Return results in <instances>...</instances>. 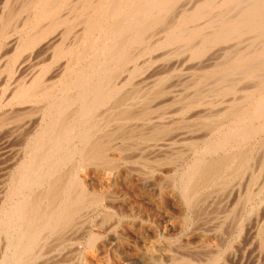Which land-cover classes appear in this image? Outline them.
Instances as JSON below:
<instances>
[{
  "label": "bare ground",
  "instance_id": "bare-ground-1",
  "mask_svg": "<svg viewBox=\"0 0 264 264\" xmlns=\"http://www.w3.org/2000/svg\"><path fill=\"white\" fill-rule=\"evenodd\" d=\"M0 162V264H264V0H0Z\"/></svg>",
  "mask_w": 264,
  "mask_h": 264
},
{
  "label": "rangeland",
  "instance_id": "rangeland-1",
  "mask_svg": "<svg viewBox=\"0 0 264 264\" xmlns=\"http://www.w3.org/2000/svg\"><path fill=\"white\" fill-rule=\"evenodd\" d=\"M1 163V162H0ZM264 224H263V226H262V228H261V232H260V238L263 240V244H264ZM247 231L245 230L244 231V240L246 241L247 240V236H248V232L246 233ZM246 242H248L249 243V241H246ZM249 245H251V244H249ZM248 245V246H249ZM253 245V244H252ZM251 245V246H252ZM250 246V248H253V249H249V251L248 250H246L245 251V255L244 256H242V255H237V257L236 258H232V259H230V261H229V264H249V262H250V264H256V258H254L255 257V255H254V252L253 251H255L254 250V248H255V245H253L252 247ZM235 247H238V246H235ZM249 248V247H248ZM249 252H252V253H249ZM249 255V256H248ZM240 257H242V259L240 258ZM244 257V258H243ZM251 258V259H250ZM234 259H235V261H234ZM238 259V260H237ZM239 259H240V261H239ZM247 259V260H246ZM245 262V263H244Z\"/></svg>",
  "mask_w": 264,
  "mask_h": 264
}]
</instances>
